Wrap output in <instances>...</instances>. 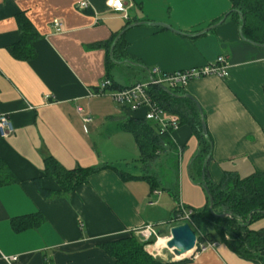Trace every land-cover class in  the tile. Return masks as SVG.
Returning <instances> with one entry per match:
<instances>
[{"label": "crops", "instance_id": "crops-1", "mask_svg": "<svg viewBox=\"0 0 264 264\" xmlns=\"http://www.w3.org/2000/svg\"><path fill=\"white\" fill-rule=\"evenodd\" d=\"M80 1L0 0V112L14 125L12 133H0V264H116L103 243L130 232L141 240L137 230L148 223L161 234L176 206L208 204L205 170L216 183L227 172L264 171V15H247L242 35L240 15L232 12L236 0H124L127 18L107 0H85L86 8ZM55 19L63 32L53 27ZM120 33L125 50L114 45L113 60ZM220 55L227 76L193 79L180 93L202 108L211 138L204 161L199 155L206 144L186 121L145 161L125 126L143 119L146 109L134 111L108 92L90 94L108 76L115 86H131L147 81L152 67L176 71ZM88 115L91 121L84 122ZM176 157L178 199L161 170L150 172ZM48 160L94 170L65 192L45 173ZM149 173L161 180L155 188L141 177ZM36 179L53 194L45 196ZM208 242L183 258L160 245L158 256L176 264H264L219 239Z\"/></svg>", "mask_w": 264, "mask_h": 264}, {"label": "trees", "instance_id": "trees-1", "mask_svg": "<svg viewBox=\"0 0 264 264\" xmlns=\"http://www.w3.org/2000/svg\"><path fill=\"white\" fill-rule=\"evenodd\" d=\"M235 10L243 14V19L239 20L244 34L247 31V15L256 11L264 15V0H236ZM263 6V7H262ZM260 25L257 23L255 29ZM120 37L115 43V47L120 44V50H125L126 44ZM114 47V50H115ZM113 50V53H114ZM125 53V52H124ZM110 78V76H108ZM113 87H121L115 86ZM151 96L165 110L179 115L181 123L186 121L200 133V139L204 146L203 154L199 155V160L204 161L209 153L210 135L205 136L201 129V116L196 103L187 97H178L175 94L183 93L181 88L163 90L160 86L149 88ZM145 108V107H144ZM131 109V108H130ZM146 109V108H145ZM137 110V109H132ZM147 111V109H146ZM144 112L143 119H131L126 128L136 137L140 146L142 159L153 160L159 151L164 147V142L171 141V132H160L156 122L146 120ZM92 168L77 167L65 169L55 160H48L45 173L54 178L62 191L68 192L75 185L86 181ZM146 178L152 188L161 183L155 173L141 176ZM207 184L214 199V206L209 208L208 204L203 208L190 209L192 214L187 221L195 231L199 241H214L219 239L225 242L234 252L242 258L264 262V226L254 229L251 224L264 217V171H255L247 176H240L236 172L225 173L221 182L216 183L209 179L207 171L204 172L202 184ZM38 189L45 195L51 196V190L44 188L38 179L35 180ZM173 195L178 199V190L173 191ZM208 196V195H207ZM226 211L225 216L220 213ZM182 209L176 206L173 221H178V215ZM252 212V214H250ZM154 238L150 240L153 242ZM104 250L116 259V264H176L175 261H163L155 258L145 250V243L133 232L127 233L119 239L108 241L102 244Z\"/></svg>", "mask_w": 264, "mask_h": 264}, {"label": "built area", "instance_id": "built-area-1", "mask_svg": "<svg viewBox=\"0 0 264 264\" xmlns=\"http://www.w3.org/2000/svg\"><path fill=\"white\" fill-rule=\"evenodd\" d=\"M124 0H107V5L116 10L124 11L125 17L127 18L126 8L124 6ZM89 3L85 0L80 1L78 7L86 8ZM53 27L57 32H63L64 26L61 20L55 19L53 21ZM151 77L144 82H137L131 86L113 87V82L110 78L103 79L96 91L90 92V94H104L108 92L111 97L121 105L130 107L131 109H138L145 107L147 109L145 118L146 120L154 121L158 124L160 132H171L178 130L181 126V120L178 114L166 111L156 100L153 99L150 93V87L165 85L169 89H184L188 83L196 78L205 77L208 75L227 76L228 66L224 55L218 56L214 63H208L201 66L189 67L186 69L176 71H162L158 67H152L150 69ZM46 98H49L47 95ZM81 111V108H77ZM84 122L91 121V117L84 116ZM14 131V125L10 120L8 114L0 112V133L1 135H7ZM172 137V136H171ZM182 209L181 214L178 215L179 220L187 222L190 219L192 210H187L180 205ZM155 227L148 223L137 231L141 237L142 242L145 243V250L153 256L159 255L158 247H154L155 244L162 237L154 229ZM154 238L153 242H150ZM169 238L168 236L166 237ZM211 243L208 241L202 242L197 238L196 245L192 252L194 254L205 250ZM8 261H15L16 256L6 257Z\"/></svg>", "mask_w": 264, "mask_h": 264}, {"label": "water", "instance_id": "water-1", "mask_svg": "<svg viewBox=\"0 0 264 264\" xmlns=\"http://www.w3.org/2000/svg\"><path fill=\"white\" fill-rule=\"evenodd\" d=\"M235 10V9H233ZM239 15H240V19L242 20L243 19V15H242V12L239 11ZM227 15H225L226 17ZM224 17V18H225ZM221 19L222 20H224ZM151 25H155V26H161V27H165V28H168V29H172V30H175L177 32H179L178 30L174 29L170 24L168 23H164V22H156V21H151L149 22ZM211 27H208L207 29L205 30H208L210 29ZM122 33H120L116 39L114 40L113 42V46L111 48V52H110V56L111 58L114 60V57H113V49H114V45L115 43L117 42V40L119 39V37L121 36ZM241 34L243 35V32H242V26H241ZM250 41V40H249ZM253 42V41H251ZM160 87L165 90V91H170L168 87H166L165 85H160ZM176 96L178 97H187V98H190L192 99L197 107H198V110H199V113H200V116H201V129H202V132L205 136H207V129H206V123H205V120L203 118V113H202V108L200 107L199 103L196 102V100L193 99V97L188 94V93H184L183 95H179V94H175ZM203 188L205 189L208 197H209V208L212 209L213 206H214V199H213V196L210 192V189L208 187L207 184H202ZM227 214L226 211H223L222 213H220L221 216H225ZM252 214V212L250 213ZM169 238L167 239V242H166V246L171 249L173 251V253L179 257V258H183L184 255H186L188 252H191L195 245H196V241H197V235L195 233V231L193 230V228L191 227V225L189 224V222H183V223H180V224H177V225H174L170 228V231H169Z\"/></svg>", "mask_w": 264, "mask_h": 264}, {"label": "rangeland", "instance_id": "rangeland-1", "mask_svg": "<svg viewBox=\"0 0 264 264\" xmlns=\"http://www.w3.org/2000/svg\"><path fill=\"white\" fill-rule=\"evenodd\" d=\"M177 157L176 158H174L173 160H172V163H171V165H166V166H164V167H152V169H151V171L150 172H154L155 170H161L160 172H158L160 175H162V177H163V183L166 185V184H168L169 186H171L173 189H177L179 192L181 191V183H180V173H179V169H178V167H177ZM162 183V184H163ZM181 197H182V195H181ZM185 208V207H184ZM185 209H187V210H190V208H185ZM264 217H262V218H260V219H258V220H256V221H254L251 225L254 227V228H259V227H261V226H264ZM184 221H182V220H178V221H173V223L172 224H169V225H165V226H163V227H165L166 228V230L163 232V233H161L160 235H163L164 237H166V236H169V233L167 234V235H164V234H166L168 231H169V229L171 228V226L172 225H174V224H180V223H183ZM155 230L157 229L156 227L154 228ZM166 248V247H165ZM160 250V249H159ZM150 254V253H149ZM151 255V254H150ZM153 256V255H152ZM153 257H155V258H159V256L157 255V256H153Z\"/></svg>", "mask_w": 264, "mask_h": 264}, {"label": "bare ground", "instance_id": "bare-ground-1", "mask_svg": "<svg viewBox=\"0 0 264 264\" xmlns=\"http://www.w3.org/2000/svg\"><path fill=\"white\" fill-rule=\"evenodd\" d=\"M167 242V238L166 237H161L159 239V241L157 242V244H155L154 247H159L160 245H166Z\"/></svg>", "mask_w": 264, "mask_h": 264}]
</instances>
